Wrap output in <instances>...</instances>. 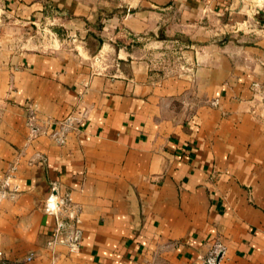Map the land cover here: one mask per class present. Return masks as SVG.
<instances>
[{
  "label": "crops",
  "instance_id": "1",
  "mask_svg": "<svg viewBox=\"0 0 264 264\" xmlns=\"http://www.w3.org/2000/svg\"><path fill=\"white\" fill-rule=\"evenodd\" d=\"M0 251L264 264V0H0Z\"/></svg>",
  "mask_w": 264,
  "mask_h": 264
},
{
  "label": "built area",
  "instance_id": "2",
  "mask_svg": "<svg viewBox=\"0 0 264 264\" xmlns=\"http://www.w3.org/2000/svg\"><path fill=\"white\" fill-rule=\"evenodd\" d=\"M63 203H65L64 200L55 201L53 200V198L49 197L45 204V210L49 212H52V211L54 212V209ZM68 219H71V220H67V219L59 220L56 217V224L54 228L53 239H51L48 243L50 244L54 242H64L68 244L71 250H76L78 247L79 238L81 235V231L75 225L78 219L74 216V214L69 215ZM1 257H2V253L0 251L1 263L5 264L6 261L4 259H1ZM30 259H31V254L27 255L23 260L19 261L18 263H23V262L29 261Z\"/></svg>",
  "mask_w": 264,
  "mask_h": 264
},
{
  "label": "rangeland",
  "instance_id": "3",
  "mask_svg": "<svg viewBox=\"0 0 264 264\" xmlns=\"http://www.w3.org/2000/svg\"><path fill=\"white\" fill-rule=\"evenodd\" d=\"M233 34V33H232Z\"/></svg>",
  "mask_w": 264,
  "mask_h": 264
}]
</instances>
